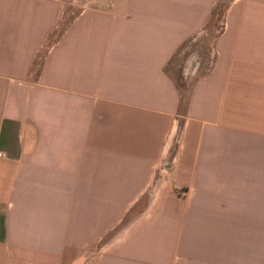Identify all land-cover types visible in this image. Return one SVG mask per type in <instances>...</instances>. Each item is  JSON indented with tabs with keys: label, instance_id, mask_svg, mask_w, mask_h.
Returning <instances> with one entry per match:
<instances>
[{
	"label": "crops",
	"instance_id": "crops-1",
	"mask_svg": "<svg viewBox=\"0 0 264 264\" xmlns=\"http://www.w3.org/2000/svg\"><path fill=\"white\" fill-rule=\"evenodd\" d=\"M220 1L0 0V264H264V0Z\"/></svg>",
	"mask_w": 264,
	"mask_h": 264
},
{
	"label": "rangeland",
	"instance_id": "rangeland-1",
	"mask_svg": "<svg viewBox=\"0 0 264 264\" xmlns=\"http://www.w3.org/2000/svg\"><path fill=\"white\" fill-rule=\"evenodd\" d=\"M229 0H222L217 6L214 14L211 17L210 24V35L213 36L216 33L219 26L221 16L223 15V10L226 9L227 2ZM223 17V16H222ZM198 38L197 41H193L189 47H183L179 53L173 58L172 62L169 64L170 70L174 73V76L177 78L178 82L182 85H185L187 89L190 86V83L199 75V73L205 71L212 59L211 53V43L209 41L202 42ZM197 66L196 70L193 71V68ZM102 254V252H101Z\"/></svg>",
	"mask_w": 264,
	"mask_h": 264
},
{
	"label": "built area",
	"instance_id": "built-area-1",
	"mask_svg": "<svg viewBox=\"0 0 264 264\" xmlns=\"http://www.w3.org/2000/svg\"><path fill=\"white\" fill-rule=\"evenodd\" d=\"M3 155V153L0 151V156ZM173 162H170V160H163L158 168L160 170V172L168 179L170 177V174H171V170H170V167H171V164ZM151 191L154 193V194H158L159 191H160V188L157 187V186H151Z\"/></svg>",
	"mask_w": 264,
	"mask_h": 264
}]
</instances>
